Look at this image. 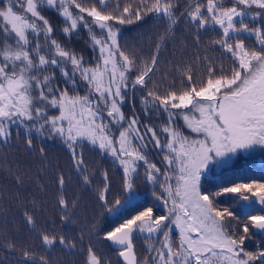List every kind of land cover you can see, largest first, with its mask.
<instances>
[{"label": "snow or ice", "instance_id": "1", "mask_svg": "<svg viewBox=\"0 0 264 264\" xmlns=\"http://www.w3.org/2000/svg\"><path fill=\"white\" fill-rule=\"evenodd\" d=\"M147 17L165 25L154 50L130 51L121 26ZM181 24L192 54L184 44L162 57ZM81 36L88 59L70 47ZM14 137L32 155L34 141L59 142L77 182L95 192L87 231L77 238L41 230L43 249L79 245L85 264H109L94 237L122 264H264V244L247 247L257 236L264 241V179L216 176L241 155L264 151V0H184L182 9L179 0H0V148ZM85 150L118 170V186L107 170L89 167ZM39 158L47 160L44 147ZM8 172L19 199L26 174ZM208 177L216 182L205 187ZM56 179L61 221L87 217L64 195L71 180ZM142 186L151 203L141 200ZM23 217L36 232L35 215ZM137 239L146 244L142 257ZM6 248L19 251L22 264H49L14 241Z\"/></svg>", "mask_w": 264, "mask_h": 264}, {"label": "trees", "instance_id": "2", "mask_svg": "<svg viewBox=\"0 0 264 264\" xmlns=\"http://www.w3.org/2000/svg\"><path fill=\"white\" fill-rule=\"evenodd\" d=\"M181 9L184 0H179ZM51 14L54 25L60 26V21ZM165 25L152 17H147L143 22L121 26V43L126 45L130 51H138L148 54L154 50L159 35L163 32ZM214 33H209L204 37L206 42ZM187 32L183 24L179 25L172 37L169 38L166 51L162 52V57H172L173 52L179 55L184 44L188 45V54H192L191 38L187 37ZM84 37H74L70 47L77 51H82L88 59L89 52L83 43ZM227 65L229 62L224 61ZM137 107L139 105L137 104ZM126 113L130 112L129 106H125ZM44 147L47 160L43 164L47 165V171L41 175L43 164L39 158V148ZM36 154L32 155L25 150L24 139L21 137L17 141L14 137L13 143L8 148H0V264H22V257L19 251L9 254L6 242L14 241L18 248L28 247L34 250L38 256H44L49 264H85V254L78 245L74 251L64 249L59 244L50 249H43L37 233L41 230L48 232L63 233L66 236H79L81 226L90 220L95 212V192L86 190L77 182V177L73 174L70 157L67 151L59 142L34 141ZM85 159L89 167L93 170H107L113 186H118L120 175L118 170H113L110 162L100 158L95 152L85 150ZM25 173V184L20 189L19 199H17V187L15 179L9 175L8 169ZM63 174L66 181L65 197L69 200L78 199L82 207L81 212H87V217H79L78 222L66 225L61 221V214L58 208L59 186L57 176ZM217 178H222L225 182H239L241 180H261L264 179V151L261 158L251 156H240L234 164L227 170L216 173ZM30 177V179L28 178ZM102 176H97V185ZM211 177L206 178L205 187H210L215 183ZM41 185L44 187L41 188ZM140 198L151 203L152 196L150 190L145 187L140 188ZM36 202V209L33 210L32 202ZM27 210L35 215L37 221L36 232L30 230L23 217ZM105 221L103 227L108 226ZM96 246V251L104 257L109 264H122L116 252L105 245L103 241H92ZM264 244L259 236L248 242V249L257 250V245ZM87 240L85 241V247ZM135 249L142 257L145 254L146 244L143 239L135 241Z\"/></svg>", "mask_w": 264, "mask_h": 264}, {"label": "rangeland", "instance_id": "3", "mask_svg": "<svg viewBox=\"0 0 264 264\" xmlns=\"http://www.w3.org/2000/svg\"><path fill=\"white\" fill-rule=\"evenodd\" d=\"M262 152L261 150H257L256 152H254L253 154L251 155H242V156H251V157H255V158H261L262 156ZM237 159V158H236ZM236 159L233 161L232 165L234 164V162L236 161ZM219 172V171H218ZM217 172V173H218Z\"/></svg>", "mask_w": 264, "mask_h": 264}]
</instances>
